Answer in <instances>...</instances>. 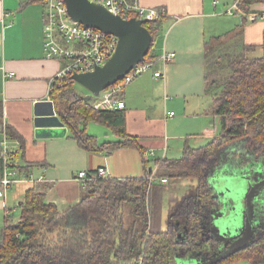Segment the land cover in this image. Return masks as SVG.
Wrapping results in <instances>:
<instances>
[{
  "label": "trees",
  "instance_id": "16d2710c",
  "mask_svg": "<svg viewBox=\"0 0 264 264\" xmlns=\"http://www.w3.org/2000/svg\"><path fill=\"white\" fill-rule=\"evenodd\" d=\"M261 2L241 0L240 7L248 12ZM164 20L161 16L145 24L153 35L151 49ZM236 47L223 36L206 43L207 92L214 96L221 131L207 145L186 147L182 158L158 164L159 178L197 182L184 197L171 199L166 223L164 183L97 178L87 183L81 202L66 211L48 203L46 188L38 184L26 192L20 220H6L0 264H178L219 252L218 243L208 239L205 229V221L225 205L214 198L213 180L245 176L264 167V54L255 57L253 46ZM151 49L147 62L156 57ZM50 96L57 114L88 151L139 148L137 138L127 133L124 110H96L77 93L75 83L56 84ZM91 123L108 127L120 140L101 144L87 132ZM6 133L19 140V158L24 159L21 172L29 174L36 164L25 160L24 138L12 126H6ZM241 260L264 264V233L219 264Z\"/></svg>",
  "mask_w": 264,
  "mask_h": 264
},
{
  "label": "crops",
  "instance_id": "0c3cea01",
  "mask_svg": "<svg viewBox=\"0 0 264 264\" xmlns=\"http://www.w3.org/2000/svg\"><path fill=\"white\" fill-rule=\"evenodd\" d=\"M240 1L139 0L144 8L165 10L166 13L157 35L161 39V54L151 49L157 59L153 66L155 70L129 84L121 96L126 104L122 110L126 113L127 133L137 138L139 148L91 152L79 144L68 126V133L63 138L36 137L35 104L52 100L50 81L68 62L44 56L43 3L0 0V180L3 176L1 141L4 137H7L19 176L43 177L42 182L16 183L6 190L3 198L0 197V236L13 208L18 205L21 210L26 192L38 184L46 188L48 203L56 205L59 211H66L82 200L87 185L77 179L82 171L96 174L104 167L111 179L146 178L151 170L147 169L148 164L154 163L155 166L164 159H180L186 147H203L218 136L221 121L214 113V96L207 92V41L223 36L225 41L237 43V49L253 46L252 55L255 57L264 54V2L256 3L250 11L244 12ZM237 3L239 8L229 14L228 9ZM172 52L176 56L169 63L159 61L162 54ZM156 71L162 75L155 77ZM10 73L15 76L9 77ZM171 112L175 115L169 116ZM178 113H182L179 120ZM174 118V122L177 121L170 126V120ZM191 121L194 122L185 127L184 132L180 131L182 123ZM6 126H12L25 140V160L36 164L29 174L21 172L24 165V159L19 158L21 144L7 136ZM91 129L96 131L89 133ZM87 132L101 144L120 140L111 129L97 123L89 124ZM147 150L155 152L149 163L142 155ZM213 183L217 199L226 202L235 198L233 206L244 204V194L249 187L244 176L218 178ZM174 197L179 196L173 194L169 197L168 214ZM258 202L260 212H264ZM230 209H226L227 214L220 218L210 216L205 221L208 236L214 235V223L220 227L227 225L232 214ZM164 221L167 222L166 217ZM238 225L242 226L240 220Z\"/></svg>",
  "mask_w": 264,
  "mask_h": 264
},
{
  "label": "water",
  "instance_id": "95a60500",
  "mask_svg": "<svg viewBox=\"0 0 264 264\" xmlns=\"http://www.w3.org/2000/svg\"><path fill=\"white\" fill-rule=\"evenodd\" d=\"M64 1L70 17L75 21L86 28H95L118 38L115 52L103 66L97 67L94 71L76 73L72 76L75 83L90 91L86 99L91 100L93 96H99L124 79L136 65L146 60L153 44V35L145 26L148 22L146 19H125L112 13L103 4L90 0ZM34 115L38 139L63 138L68 133L66 122L57 114L52 100L37 102ZM244 178L249 186L244 194V204L240 207L233 206L235 198H231L225 202L222 210L211 214L212 218L216 219L226 215V209L231 208L232 212L226 226L220 227L217 223L213 226L214 235L211 238L219 242V252L201 261L185 263L179 260L178 264H219L249 247L263 235L264 212H260L261 205L258 201L264 204V167L257 168L253 174H247ZM214 198L217 199V196ZM215 213L216 215L213 216ZM238 220L242 222L241 227L238 225Z\"/></svg>",
  "mask_w": 264,
  "mask_h": 264
},
{
  "label": "built area",
  "instance_id": "2783aa9c",
  "mask_svg": "<svg viewBox=\"0 0 264 264\" xmlns=\"http://www.w3.org/2000/svg\"><path fill=\"white\" fill-rule=\"evenodd\" d=\"M106 6L112 13L122 16L125 19L137 18L148 21L155 20L165 16V10L154 8H144L139 4V0H90ZM217 3V1H215ZM45 8V27L43 53L47 59L67 60L68 64L63 67L50 81L49 93L55 85L63 86L64 84L75 83L72 76L76 73L94 71L97 67L103 66L113 55L117 48L118 38L114 35L106 34L95 28H86L82 24L70 17L64 0H44ZM238 3L228 9L229 14H233L238 9ZM264 18V17H263ZM176 56V53H164L158 59L159 61L169 63ZM156 60L144 61L136 65L124 79L118 81L99 96H95L91 104L96 110H114L124 109L125 102L121 99L125 88L139 76L149 72ZM155 77L162 74L158 71L154 73ZM14 77V73L8 74ZM169 116H174L171 112ZM1 158L3 164V176L0 180L2 189L0 197L3 198L6 190L20 182H42L43 177L35 179L32 174L19 176L15 168L14 157L11 149L7 144V137L1 141ZM143 159L149 163L150 159L155 156L153 150L143 152ZM158 164L151 168L147 175L150 185L156 183H167V178L157 176ZM97 178H108L107 170L104 167L98 169L96 174H88L82 171L78 174L77 179L84 181L86 184Z\"/></svg>",
  "mask_w": 264,
  "mask_h": 264
},
{
  "label": "rangeland",
  "instance_id": "374dc122",
  "mask_svg": "<svg viewBox=\"0 0 264 264\" xmlns=\"http://www.w3.org/2000/svg\"><path fill=\"white\" fill-rule=\"evenodd\" d=\"M159 38V40H158ZM153 49H155L156 53H160L161 51V39L160 37H156L155 39V44L153 46ZM152 49V50H153ZM161 54V53H160ZM159 54V55H160ZM158 55V56H159ZM262 55L261 54H258V57H260ZM155 70V68H153L152 70H150L149 72H146L144 73L145 75H149L151 72H153ZM143 74V75H144ZM141 77V76H139ZM138 77V78H139ZM137 78V79H138ZM135 79V80H137ZM134 80V81H135ZM133 81V82H134ZM132 82V83H133ZM75 88H76V91L79 95L81 96H89L90 95V91L87 90L85 87H83L82 85L78 84V83H75ZM95 96H93L91 98V102L92 100L94 99ZM182 116V113H178L177 114V119L179 120V117ZM175 118L174 119H171L170 120V126L174 125V123L177 121H175ZM194 121H191V122H186V123H182V126H181V130L180 131H183L184 132V128L187 127L189 124H192ZM94 124V123H93ZM98 126V125H97ZM101 128V127H99ZM94 130L95 129H91V131H88L89 133H94ZM96 131V130H95ZM191 145V144H190ZM149 168H155L154 166V163L153 164H148L147 165V169ZM157 174V173H156ZM197 182L195 181H192V180H178V179H174V178H168V183H164V186H165V191H164V202H163V217L167 218L168 220V205H169V197H171V195L175 194L179 197H184L186 194L190 193L192 190H193V185L196 186ZM228 188V187H227ZM233 188V187H232ZM234 189V188H233ZM177 191H179L177 193ZM219 192V190H218ZM20 216H21V210L20 208L17 206H15L13 208V212H12V215H11V220H12V223H17L19 220H20ZM166 223V222H165ZM179 262V261H178ZM188 262V261H185V263ZM231 264H250L244 260H241V261H236V262H233Z\"/></svg>",
  "mask_w": 264,
  "mask_h": 264
},
{
  "label": "flooded vegetation",
  "instance_id": "af4514ba",
  "mask_svg": "<svg viewBox=\"0 0 264 264\" xmlns=\"http://www.w3.org/2000/svg\"><path fill=\"white\" fill-rule=\"evenodd\" d=\"M259 168V167H258ZM257 168H255V169H253V170H251L250 172H249V174L251 173V174H253V171H255ZM262 208H263V210H264V204L262 205ZM208 237V236H207ZM208 239H212V240H215L214 238H208ZM215 242H217L218 243V246H219V242L217 241V240H215ZM219 249H220V247H219ZM217 253V252H216ZM215 253V254H216ZM213 255H207L206 254V256L205 257H201V258H196V259H193L192 261H195V260H198V261H201V260H203L204 258H209V257H212ZM192 261H190V262H192Z\"/></svg>",
  "mask_w": 264,
  "mask_h": 264
},
{
  "label": "bare ground",
  "instance_id": "6f19581e",
  "mask_svg": "<svg viewBox=\"0 0 264 264\" xmlns=\"http://www.w3.org/2000/svg\"><path fill=\"white\" fill-rule=\"evenodd\" d=\"M16 167V166H15ZM17 168V167H16ZM24 183H26V182H24ZM12 189V188H11ZM11 189H9V190H11Z\"/></svg>",
  "mask_w": 264,
  "mask_h": 264
}]
</instances>
